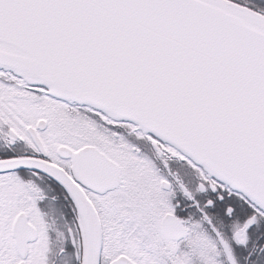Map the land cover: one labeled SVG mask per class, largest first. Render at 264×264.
Segmentation results:
<instances>
[{"label":"snow or ice","instance_id":"1","mask_svg":"<svg viewBox=\"0 0 264 264\" xmlns=\"http://www.w3.org/2000/svg\"><path fill=\"white\" fill-rule=\"evenodd\" d=\"M0 264H264V0H0Z\"/></svg>","mask_w":264,"mask_h":264}]
</instances>
